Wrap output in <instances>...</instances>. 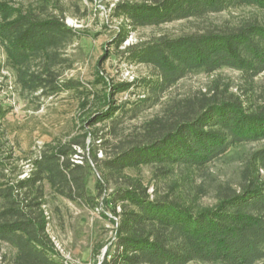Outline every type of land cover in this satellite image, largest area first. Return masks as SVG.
Instances as JSON below:
<instances>
[{
  "label": "trees",
  "instance_id": "1",
  "mask_svg": "<svg viewBox=\"0 0 264 264\" xmlns=\"http://www.w3.org/2000/svg\"><path fill=\"white\" fill-rule=\"evenodd\" d=\"M241 6L256 13L233 26L130 47L129 55L151 65L155 77L145 80L149 93L128 107L102 96L106 107L85 122H105L107 131L46 144L13 180L6 166L0 169V264H65L48 233L45 207L55 196L97 210L89 188L93 171L98 191L111 189L104 201L118 218L110 219L114 236L102 264L264 260V0L123 1L117 10L144 27L203 20ZM49 7V0L37 7L0 0V83L7 69L23 92L50 96L71 88L59 68L78 33ZM223 68L238 71L239 81L215 75ZM201 73L214 76L205 88L162 102L181 79ZM160 104V114L122 130L125 116ZM7 113L0 107V125ZM234 147L240 150L230 154ZM221 159L239 161L234 181L211 170ZM144 168L150 184L129 174Z\"/></svg>",
  "mask_w": 264,
  "mask_h": 264
},
{
  "label": "rangeland",
  "instance_id": "2",
  "mask_svg": "<svg viewBox=\"0 0 264 264\" xmlns=\"http://www.w3.org/2000/svg\"><path fill=\"white\" fill-rule=\"evenodd\" d=\"M4 1L32 7L45 2ZM49 1V11L63 14L66 23L78 33L63 53L66 61L59 68L61 79L70 80L71 88L50 96L41 92L30 94L21 91L13 75L7 69L4 70L6 78H2L0 83V107L8 113L0 125V169L6 166L8 179L12 180L20 170L29 168L30 159L46 144L55 145L61 140L82 136L86 130L107 131L105 122L95 125L85 122L92 112L106 107L104 100H100L104 94H110L111 105L128 107L132 101L149 93L145 80L155 77V69L132 58L128 53L130 47L151 42L161 36L177 37L206 27L233 26L256 13L253 7L241 6L211 14L203 20H178L159 26L136 27L126 20L117 7L123 1L140 0ZM0 57L3 58L1 47ZM215 75L235 83L239 81V72L234 69L223 68ZM213 77L203 73L190 74L164 93L162 102L172 96L191 94L203 89ZM261 80L264 81V76ZM162 106L163 104H160L145 110L136 118L125 116L122 130L127 133L160 114ZM83 126L86 129L83 130ZM88 140L91 143L92 136H89ZM249 148L251 146L245 149ZM236 150L240 148L234 147L230 154ZM239 164L237 160L221 159L213 163L211 170L221 179L234 181ZM129 174L140 175L146 184H150L151 173L148 168H144L139 174ZM24 176L25 174L19 177ZM98 177L99 174L93 171L89 178L90 191L100 203L97 210L55 196H49V203L45 207L48 233L61 246L63 254L71 264H102L113 240L115 224L110 219L117 221L118 218L112 215L104 201L109 198L111 189L100 193L96 188ZM204 202L210 203L211 199L205 197ZM101 212L108 215L109 219ZM256 264H264V260Z\"/></svg>",
  "mask_w": 264,
  "mask_h": 264
},
{
  "label": "built area",
  "instance_id": "3",
  "mask_svg": "<svg viewBox=\"0 0 264 264\" xmlns=\"http://www.w3.org/2000/svg\"><path fill=\"white\" fill-rule=\"evenodd\" d=\"M52 240H53L57 250L60 252L61 256L63 257L65 264H71V262L68 259V257L63 254V250H62L61 246L58 244V242H56L54 237H52Z\"/></svg>",
  "mask_w": 264,
  "mask_h": 264
}]
</instances>
